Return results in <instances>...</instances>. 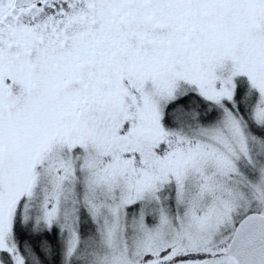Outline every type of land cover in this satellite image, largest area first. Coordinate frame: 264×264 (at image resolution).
<instances>
[{
    "label": "snow or ice",
    "instance_id": "1",
    "mask_svg": "<svg viewBox=\"0 0 264 264\" xmlns=\"http://www.w3.org/2000/svg\"><path fill=\"white\" fill-rule=\"evenodd\" d=\"M0 264H264V0H0Z\"/></svg>",
    "mask_w": 264,
    "mask_h": 264
}]
</instances>
